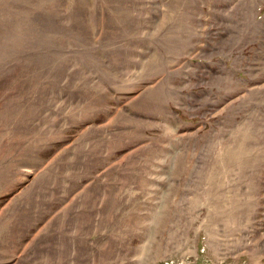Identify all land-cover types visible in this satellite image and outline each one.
<instances>
[{"label":"rangeland","instance_id":"rangeland-1","mask_svg":"<svg viewBox=\"0 0 264 264\" xmlns=\"http://www.w3.org/2000/svg\"><path fill=\"white\" fill-rule=\"evenodd\" d=\"M0 264H264V0H0Z\"/></svg>","mask_w":264,"mask_h":264}]
</instances>
